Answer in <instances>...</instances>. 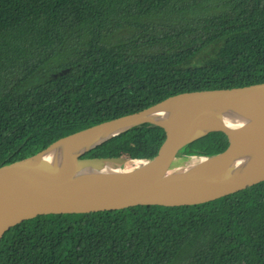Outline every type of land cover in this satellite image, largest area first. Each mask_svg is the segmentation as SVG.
I'll return each instance as SVG.
<instances>
[{"label":"trees","instance_id":"trees-1","mask_svg":"<svg viewBox=\"0 0 264 264\" xmlns=\"http://www.w3.org/2000/svg\"><path fill=\"white\" fill-rule=\"evenodd\" d=\"M260 83L264 0H0V167L180 93ZM163 140L143 125L83 158L146 162ZM227 146L211 133L177 158ZM0 264H264V181L197 206L38 216L3 235Z\"/></svg>","mask_w":264,"mask_h":264},{"label":"water","instance_id":"water-1","mask_svg":"<svg viewBox=\"0 0 264 264\" xmlns=\"http://www.w3.org/2000/svg\"><path fill=\"white\" fill-rule=\"evenodd\" d=\"M68 69L59 73L62 76ZM195 115L191 130H177L170 120ZM214 114L228 123L215 124ZM239 123L248 137L233 145L229 128ZM153 125L164 133L156 156L146 162L124 158H83L90 151L123 133ZM211 133H222L227 148L209 157H191L175 165L177 155L189 144ZM132 161L133 165L124 168ZM101 162L115 170L95 183L75 175ZM37 163L32 186H9L0 179V241L11 228L46 215H85L137 206L190 207L213 202L264 181V83L240 88L180 93L139 112L106 121L61 138L34 156L16 164L31 168ZM53 163L56 171L48 174ZM137 163V164H136ZM123 166V167H122ZM193 184L177 191L171 183Z\"/></svg>","mask_w":264,"mask_h":264},{"label":"bare ground","instance_id":"bare-ground-1","mask_svg":"<svg viewBox=\"0 0 264 264\" xmlns=\"http://www.w3.org/2000/svg\"><path fill=\"white\" fill-rule=\"evenodd\" d=\"M212 122L215 124H227L228 120L224 115L214 114ZM196 123L195 115H182L174 117L170 120L171 127L177 130H191L194 128ZM230 140L233 145L242 142L248 137V131L239 123H234L230 126L229 131ZM137 164V163H136ZM37 163L31 168H25L24 164H16L11 167L5 168L0 173V179L2 182L9 186H25L29 187L34 184L35 176L37 172ZM59 167V163H53L48 171V174L56 171ZM115 167L110 162H101L94 167L87 169V173H83L80 169L75 170V175H78L81 179H87L91 183L97 182L105 175L113 172ZM193 184H181L172 182L171 186L177 191H186L192 189Z\"/></svg>","mask_w":264,"mask_h":264},{"label":"rangeland","instance_id":"rangeland-1","mask_svg":"<svg viewBox=\"0 0 264 264\" xmlns=\"http://www.w3.org/2000/svg\"><path fill=\"white\" fill-rule=\"evenodd\" d=\"M190 159H187V160H183V159H181V158H177V160H176V162H175V165H179V164H183V163H185V162H187V161H189ZM133 165H135V164H133V163H131V162H127V163H125L124 164V168H129V167H132ZM115 167V166H114ZM118 167V166H117ZM117 167H115V168H117ZM123 167V166H122Z\"/></svg>","mask_w":264,"mask_h":264}]
</instances>
